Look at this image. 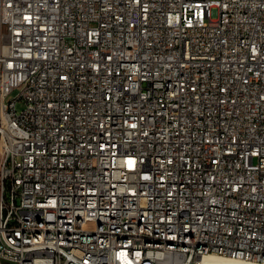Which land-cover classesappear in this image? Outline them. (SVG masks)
I'll return each instance as SVG.
<instances>
[{"label": "built area", "instance_id": "1", "mask_svg": "<svg viewBox=\"0 0 264 264\" xmlns=\"http://www.w3.org/2000/svg\"><path fill=\"white\" fill-rule=\"evenodd\" d=\"M208 256L264 264V0H0V264Z\"/></svg>", "mask_w": 264, "mask_h": 264}, {"label": "bare ground", "instance_id": "2", "mask_svg": "<svg viewBox=\"0 0 264 264\" xmlns=\"http://www.w3.org/2000/svg\"><path fill=\"white\" fill-rule=\"evenodd\" d=\"M197 264H247L242 261H234L230 259H224L221 257L216 256H208L204 257L199 263Z\"/></svg>", "mask_w": 264, "mask_h": 264}, {"label": "rangeland", "instance_id": "3", "mask_svg": "<svg viewBox=\"0 0 264 264\" xmlns=\"http://www.w3.org/2000/svg\"><path fill=\"white\" fill-rule=\"evenodd\" d=\"M21 106H22V104L18 103L17 110H20L21 109Z\"/></svg>", "mask_w": 264, "mask_h": 264}]
</instances>
